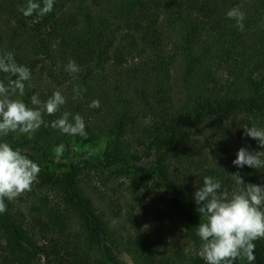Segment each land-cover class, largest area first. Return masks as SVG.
I'll return each instance as SVG.
<instances>
[{"label":"trees","instance_id":"obj_1","mask_svg":"<svg viewBox=\"0 0 264 264\" xmlns=\"http://www.w3.org/2000/svg\"><path fill=\"white\" fill-rule=\"evenodd\" d=\"M26 3L0 0V54L13 53L32 74L26 94L13 98L32 107L31 95L44 101L60 91L67 102L31 135L36 150L25 154L41 172L31 191L5 201L0 264H128L124 254L130 264H205L194 201L203 178L219 180L229 195L240 187L233 174L264 185V168L232 163L241 148L236 136L264 151L242 127L264 129V0H55L36 23L18 10ZM235 7L245 13L242 31L226 16ZM70 59L80 67L75 78L65 71ZM96 99L100 107L90 108ZM64 111L84 118L86 137L50 126ZM16 136L29 134L0 142ZM103 138L102 156L73 153L79 140ZM61 144L62 159L43 152ZM147 159L152 165H142ZM52 161L66 170L51 171ZM93 174L107 185L129 178L138 203L95 200ZM152 194L168 207L154 241L119 221L124 207L129 219L133 210L152 212ZM178 232L189 251L168 242ZM255 244L253 264H264V239Z\"/></svg>","mask_w":264,"mask_h":264},{"label":"clouds","instance_id":"obj_2","mask_svg":"<svg viewBox=\"0 0 264 264\" xmlns=\"http://www.w3.org/2000/svg\"><path fill=\"white\" fill-rule=\"evenodd\" d=\"M54 3L55 0H27L26 5L18 10L25 17L35 16L33 23H36L53 11ZM226 16L235 20L236 27L243 30L245 13L240 8L230 9ZM65 71L75 78L80 67L70 59ZM0 73L7 78L6 83L0 80V137H7L10 133L31 135L41 126L48 127L44 116L56 115L67 102L60 91L53 92L44 101L39 94L31 95L32 107L22 99H14L26 94V82L31 80L32 74L27 66L17 63L11 52L0 54ZM81 91L79 85L75 86L73 99L80 96ZM89 107H100V101L93 100ZM50 126L68 136H87L84 118L78 113L72 116L64 111L59 118L50 122ZM242 127L245 136L256 140L264 148V129L248 127L247 124ZM64 151L63 144L56 147L57 159L63 156ZM232 163L239 168H264V151L251 152L241 147ZM40 172V166L28 158L25 150L14 149L9 143L0 142V214L7 211L6 200L13 201L31 191ZM233 175L236 176V185L240 187L231 195L222 192L221 182L211 176H205L202 186L194 193L198 206L196 211L201 217L196 230L201 241L199 255L205 264H234L238 258L253 264L255 242L264 239V185L246 184L238 173Z\"/></svg>","mask_w":264,"mask_h":264},{"label":"rangeland","instance_id":"obj_3","mask_svg":"<svg viewBox=\"0 0 264 264\" xmlns=\"http://www.w3.org/2000/svg\"><path fill=\"white\" fill-rule=\"evenodd\" d=\"M32 135V134H31ZM29 135L28 139L25 141H20L17 136L14 137L13 141L11 140L9 143L14 149H21V150H25V151H31V150H36V148L30 144L31 140H32V136ZM236 140H237V144L240 145L241 147H246L248 148L249 151L251 152H257L256 148L251 146L250 144L247 143V141L245 139H240L239 136H236ZM17 141V142H16ZM106 139H101V140H97L96 142L94 141H88L85 142L83 140H79L78 142H76L73 146V153L75 152H88L92 155H98V156H102L106 150ZM57 147V146H56ZM56 147L53 148H47L45 149L43 152H45L46 156H50L51 154H56L55 153V149ZM67 150L66 146H65V151ZM64 151V152H65ZM60 159H62V157H60ZM49 166V169L51 171H61V170H66V168L59 166L60 164L57 163H53L52 162H46ZM142 165L147 166V165H152L150 160H144L142 162ZM95 181L98 180V186L99 187V192H94V199L99 201V198H102L103 195H106V197H110L111 195L113 196V198L117 199L118 196H120L123 199V202H129V203H138V200L136 198V196H138L136 193L134 192H129L130 188L133 189L132 191H134V187H133V183L131 182V180L125 176H121L118 180H115L114 178H111V183L110 185L105 184V180L104 181H100V175L98 174H93ZM92 195V192H91ZM139 197V196H138ZM149 200H154V206H153V211L146 213V215H142V210H133V212H135L136 216L133 217V219H129V215L128 213H126V209L124 207L123 212H122V217L119 219L121 225V228H123L124 230L127 229L133 232L135 231V228H132V226H136V231L139 234V237L141 239H145V240H149L151 239L152 241H154L156 239V234L157 232L159 233V231L162 230L159 229L160 223L163 219L164 216H166V213L168 211V207L166 206L165 203L161 202L160 200H158V196L156 194H152L149 198ZM122 200L120 202H118L117 199V205H119L120 203L123 204ZM157 210V211H156ZM168 220V219H166ZM136 223V224H135ZM157 228V230H156ZM159 229V231H158ZM124 237L126 236L125 234L123 235ZM187 239L185 238V236L183 235L182 232H178L175 236H169L168 237V242L169 243H177L178 246L180 248L186 249V250H190L189 245L187 244ZM188 250V251H189ZM124 258L126 260V262L128 264L131 263L132 259H131V255H126L124 254ZM37 264H46L44 258H39L37 260Z\"/></svg>","mask_w":264,"mask_h":264}]
</instances>
